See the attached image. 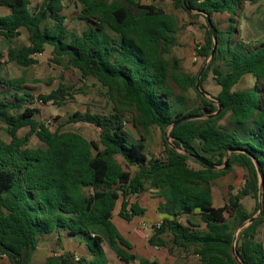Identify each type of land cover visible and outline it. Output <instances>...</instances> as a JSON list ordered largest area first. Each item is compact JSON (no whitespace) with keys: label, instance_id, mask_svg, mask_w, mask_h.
Instances as JSON below:
<instances>
[{"label":"trees","instance_id":"trees-1","mask_svg":"<svg viewBox=\"0 0 264 264\" xmlns=\"http://www.w3.org/2000/svg\"><path fill=\"white\" fill-rule=\"evenodd\" d=\"M65 1L43 0L32 9L30 0H0V7L10 10L0 16V36L9 45L8 63L29 68L38 63L36 56L53 48L54 64L78 71L83 80L94 78L107 90L111 110L69 117L70 123L100 129L99 143L78 133L52 131L36 120L40 110L35 105L41 101L61 107L76 93L60 87L36 98L24 79L0 76V124L10 138V142L0 138V258L31 264L42 237L65 232L87 242L93 256L89 264H109L105 243L125 264H159L131 255L132 245L113 222L121 199L122 219L144 215L130 198L149 188L164 198L163 210L170 217L154 226L150 245L168 247L165 235L170 234L173 247L193 250L199 257L197 264H239L233 254L236 234L258 214L263 194L262 215L239 233L236 251L244 264H264V242L259 239L264 184L257 171L258 166L264 177V35L245 40L240 25L246 5L258 0H187L186 6L184 0H172L192 19L205 20L204 43L197 52L205 61L215 46L206 16L210 17L217 49L200 85L204 90L213 74L221 87L214 99L223 106L218 116L180 123L171 132L172 144L168 133L175 122L219 111L196 89L203 68L196 76L186 74L173 55L175 18L135 0H69L80 6L78 20L85 29L79 33L66 24ZM226 14L229 23L224 29L215 16ZM23 29L28 44L14 47ZM247 75L255 78L254 90L234 91ZM191 89L202 105L189 111ZM226 119L224 126L221 122ZM127 123L138 132V140L131 137ZM27 128L29 133L20 137L19 131ZM154 128L164 134L162 158L147 154ZM34 135L45 148L29 146ZM228 158L224 170L208 166L223 167ZM190 161L200 168H193ZM235 166L247 171L245 186L237 194L230 187L228 201L215 206L214 182ZM132 167L137 168L135 174L129 171ZM248 197L256 201L253 212L242 204ZM196 213L201 215V226L181 222L182 216ZM46 264L88 263L66 253L49 258Z\"/></svg>","mask_w":264,"mask_h":264},{"label":"rangeland","instance_id":"rangeland-1","mask_svg":"<svg viewBox=\"0 0 264 264\" xmlns=\"http://www.w3.org/2000/svg\"><path fill=\"white\" fill-rule=\"evenodd\" d=\"M43 0H30L31 8L34 9L36 6L42 3ZM80 13V6L69 0L65 1L64 16L67 21L66 24L72 30L77 32H82L85 25L78 20V15ZM193 14H196L195 12ZM242 19L240 22L242 37L245 40H256L264 35V0H258L255 5L247 4L245 12L242 14ZM192 24L186 25L187 32L190 33L189 38L191 39V44H194L193 52L197 57L198 49L204 43L205 38V20L203 18L192 19ZM216 23L219 24L221 28L227 29L229 23V15H216ZM28 43V32L26 29L21 31V36L14 40L13 46L20 47ZM190 43H185L179 47V50H184L186 53L189 50ZM9 52V45L0 36V63L2 64L0 69V76L3 78H22L25 80V86H27L36 98L39 96H46L51 94L53 91L59 89L60 87H66L76 93L72 100L63 106H58L53 103L48 105L43 104L38 101L35 106L40 110V113L36 116V120L50 127L52 131L61 132H74L84 136L87 140L93 142H100L101 131L93 125L86 123H70L69 117L77 112L83 114L87 112H92L94 114L108 113L111 110V105L109 98L107 96V90L104 89L101 84L97 82L96 79L90 78L88 80L81 79V75L78 71L73 69H67L66 67L58 66L54 64L51 59L53 58V48L47 47V52L36 56L38 63L29 68H21L15 64L8 63L7 54ZM192 57V56H191ZM194 58V55H193ZM209 61H205L201 58V63L192 61L189 65L198 67L196 71L192 74L196 76L201 68ZM207 64V65H208ZM188 66V65H186ZM187 71V70H186ZM255 88V78L252 75L244 76L243 79L235 86L234 91L243 92L251 91ZM204 91L209 95L208 100L213 101L218 105V102L214 99L221 92V87L214 80L213 74H211L208 80L204 83ZM188 105L187 110L191 111L199 108L202 103L197 93L194 89H191L188 93ZM219 106V105H218ZM130 119L128 118V121ZM222 125H227V119L221 122ZM6 127L0 124V138L7 142H10V138L5 133L4 129ZM126 128L130 133L131 137L138 140L139 134L133 128L130 123L126 124ZM30 129H22L19 131V136L24 137L29 133ZM173 141L172 139L170 140ZM29 146L31 148H45V145L39 140L37 135H34L30 139ZM164 134L158 129L154 128L152 131V137L147 143V154L149 158H162L164 155ZM120 163L125 167V161L123 158H119ZM193 168L199 169L200 167L194 162L190 161ZM129 171L133 174L136 173V168H129ZM247 171L241 167L235 166L234 171L225 177H222L214 182L213 188L215 191V206L219 204H225L229 199L230 187L233 188V193L237 194L241 191L246 183ZM245 209L248 212H253L256 201L252 198H246L242 201ZM257 216V215H256ZM255 217V216H254ZM230 217L228 218V220ZM116 216H114V222L116 221ZM121 220L118 219V221ZM122 221L115 222L117 227L120 228ZM127 224L125 221L123 222ZM259 239L264 242V225L260 228ZM108 248V244H104ZM58 247L60 243L58 242ZM110 248V247H109ZM152 250L154 248L151 247ZM176 251H181L176 249ZM175 253V252H174ZM66 254V253H64ZM36 255V254H35ZM35 257V256H34ZM54 257V256H52ZM51 258L48 257L45 262L40 256L35 264H45L46 261ZM155 258V257H153ZM7 259V258H5ZM8 260V259H7ZM32 264V263H31ZM135 264H139L136 262ZM182 264V263H181Z\"/></svg>","mask_w":264,"mask_h":264},{"label":"crops","instance_id":"crops-1","mask_svg":"<svg viewBox=\"0 0 264 264\" xmlns=\"http://www.w3.org/2000/svg\"><path fill=\"white\" fill-rule=\"evenodd\" d=\"M135 1L144 5H154L175 18L177 25L176 34L174 35L175 46L173 48V55L180 59L183 72L193 76L194 74L192 73H194L198 67L190 66L189 64L192 61L201 63V57H197L193 52L194 44H191V39L189 38L190 33L187 32L186 29V25H190L193 22L191 15L184 10L176 9L172 0ZM9 14V9L0 7V16H7ZM185 43H190L187 53L184 50H179V47ZM46 52L47 48L45 53ZM159 194L160 193L158 191L147 188L139 196H132L130 198L131 204L137 203L140 208L145 211V213L142 216L134 217L131 221L124 220L119 216L123 199L119 201L116 213L114 215L117 219L115 222H120L123 220V222L125 221L127 224L122 222V226L118 228L117 223H115L114 220L113 222L118 228L120 234L132 245L133 249L128 252L131 255L137 256L138 258L147 259L150 262H158L159 264L199 263V257L194 253L193 250L186 252L182 249L174 248L172 244V236L170 234L165 235V240L169 243L168 247L158 248L150 245L149 239L154 234V226H159L165 219L170 218L169 215L163 210L165 200ZM223 205L224 204H219L218 206ZM120 218L121 220L118 221ZM181 222L184 225H188V223L196 226L202 225L201 215L199 213L184 215L181 218ZM58 242L60 243V247H58ZM151 247L154 248V250H152ZM172 248L173 252H170V249ZM176 249L181 251H176ZM104 251L109 264H125L111 248H106L104 245ZM64 253H71L75 256V259L77 258L79 260H85L88 264L93 260V256L88 244L83 238L70 237L67 233L60 232L50 236L42 237L40 239L37 252L35 253L36 255H34L35 257H33L31 263L35 264L40 256L45 262L48 257H60ZM135 263L136 262L130 264ZM0 264L11 263L5 258H0Z\"/></svg>","mask_w":264,"mask_h":264},{"label":"water","instance_id":"water-1","mask_svg":"<svg viewBox=\"0 0 264 264\" xmlns=\"http://www.w3.org/2000/svg\"><path fill=\"white\" fill-rule=\"evenodd\" d=\"M184 5H185V6L187 5V0H184ZM190 12H191V13H194V11H191V10H190ZM195 13H196V12H195ZM206 17H207V19H208V23L210 24V27H211V30H212V35H213V38H214V43H215V46H214V48H213V50H212V52H211V57H210V60H212L213 57H214V55H215L216 49H217V38H216V35H215V28H214V26L212 25V22H211V20H210V17H209V16H206ZM210 60H209V61H210ZM207 64H208V63H207ZM207 64L203 67L202 71H201L200 74H199V77H198V79H197L196 89H197V91H198L203 97H205V98H207V99H210V98H209V95H208V94H207V93L201 88V85H200V80H201V77H202V74H203L204 70H205L206 67H207ZM218 105H219V104H218ZM222 110H223V106H222V105H219V111H218L216 114L212 115V116H208V117H206V116H188V117H185V118H183V119H181V120L175 122V123L173 124L172 128L169 130V133H168V141H169V143L172 144V142L170 141V140H171V132H172L173 129L176 128L180 123L185 122V121H191V120H200V119L212 118V117L218 116V115L222 112ZM172 146H173V145H172ZM173 147H174V146H173ZM174 148H175V147H174ZM181 153H184V152H181ZM184 154H185V153H184ZM197 160H199V159L197 158ZM229 161H230V159L228 158V159L226 160V162H225V165H224L223 167L212 166V165H208V164H206V163H205V164L208 165V166H209L211 169H213V170H224V169H226V168L228 167V165H229ZM200 162H202V161H200ZM257 171H258V174H259L260 179H261V184L263 185V184H264V177L262 176L261 170H260V168H259L258 166H257ZM261 189H262V188H261ZM259 204H260V208H259V212H258L257 216L251 218L248 222H246L244 225H242V226L240 227V229L238 230L237 234H236V238H235V241H234L233 254H234V257H235V259L238 261L239 264H244V263L240 260L238 254H237V251H236V242H237L238 235H239L240 232H242L244 229H246L247 227H249L251 224H253L256 220H258V219L261 217L262 212H263V194H260Z\"/></svg>","mask_w":264,"mask_h":264},{"label":"built area","instance_id":"built-area-1","mask_svg":"<svg viewBox=\"0 0 264 264\" xmlns=\"http://www.w3.org/2000/svg\"><path fill=\"white\" fill-rule=\"evenodd\" d=\"M199 49H200V47H199ZM199 49H198V50H199ZM1 258H6V256H2ZM75 260H76V261H80V260L77 259V258H76Z\"/></svg>","mask_w":264,"mask_h":264}]
</instances>
